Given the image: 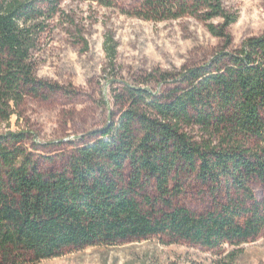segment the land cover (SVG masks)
<instances>
[{
    "label": "trees",
    "instance_id": "16d2710c",
    "mask_svg": "<svg viewBox=\"0 0 264 264\" xmlns=\"http://www.w3.org/2000/svg\"><path fill=\"white\" fill-rule=\"evenodd\" d=\"M59 2L0 1V120L25 97L57 89L34 76L31 53ZM122 13L156 22L194 16L224 49L175 75L178 86L164 100L124 86L114 96L125 105L119 118L78 148L61 172L41 173L0 137V264H34L67 250L160 235L239 249L264 228V197L257 202L250 187L264 186V34L226 51L238 16L221 0H143L139 10ZM102 51L114 73L117 43L109 32ZM182 174L216 194L226 191V204L205 214L173 205L177 191L170 184Z\"/></svg>",
    "mask_w": 264,
    "mask_h": 264
},
{
    "label": "rangeland",
    "instance_id": "374dc122",
    "mask_svg": "<svg viewBox=\"0 0 264 264\" xmlns=\"http://www.w3.org/2000/svg\"><path fill=\"white\" fill-rule=\"evenodd\" d=\"M103 1L110 5L100 0H60L57 15L45 22L31 53L34 76L57 89L25 97L10 108L8 120H0L5 146L19 149L43 174L63 171L78 148L92 143L96 132L119 118L125 105L115 103L114 96L124 86L146 89L164 100L178 86L175 75L207 63L224 49V42L194 16L147 21L122 13L139 10L143 0ZM221 2L238 16L228 29L232 44L226 51L264 34V0ZM107 32L117 43L114 73L102 51ZM188 132L195 140L201 137L196 128ZM19 134L23 139L16 143L12 135ZM170 185L177 191L173 205L195 214L215 212L226 204V191L216 194L194 175L176 176ZM250 187L261 202L264 186L252 181ZM34 264H264V228L239 249L227 245L208 249L160 235L67 250Z\"/></svg>",
    "mask_w": 264,
    "mask_h": 264
}]
</instances>
